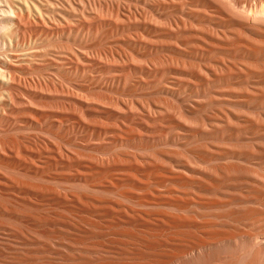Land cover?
Instances as JSON below:
<instances>
[{"label":"bare ground","instance_id":"1","mask_svg":"<svg viewBox=\"0 0 264 264\" xmlns=\"http://www.w3.org/2000/svg\"><path fill=\"white\" fill-rule=\"evenodd\" d=\"M0 264H264V0H0Z\"/></svg>","mask_w":264,"mask_h":264}]
</instances>
